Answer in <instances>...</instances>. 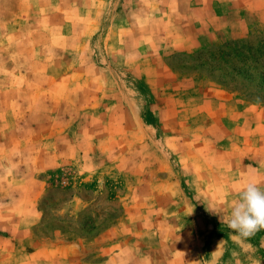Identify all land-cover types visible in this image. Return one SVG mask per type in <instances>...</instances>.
<instances>
[{
    "label": "rangeland",
    "instance_id": "obj_1",
    "mask_svg": "<svg viewBox=\"0 0 264 264\" xmlns=\"http://www.w3.org/2000/svg\"><path fill=\"white\" fill-rule=\"evenodd\" d=\"M162 1L186 19L187 1L214 7L217 0ZM139 5L156 17L155 6L138 0H0V264H264V229L236 239L224 222L246 182L264 188V92L255 91L264 86V49L250 79L240 66L233 89L192 62L208 46L168 53L175 37L160 35L159 54L181 88L194 84L186 91L194 102L217 93L235 108L218 105L212 116L225 119L206 124L211 109L202 106L193 126L179 114L172 129L152 106L112 110L105 83L143 91L135 97L153 103L135 70L111 63L135 43L122 18L137 27ZM259 29L236 41L259 46ZM111 40L118 46L108 51ZM209 124L215 144L199 137ZM224 140L227 154L250 159L236 169L248 164L253 173L241 171L237 190L226 183L194 191L185 150L217 155ZM224 160L214 166L230 181Z\"/></svg>",
    "mask_w": 264,
    "mask_h": 264
},
{
    "label": "crops",
    "instance_id": "obj_2",
    "mask_svg": "<svg viewBox=\"0 0 264 264\" xmlns=\"http://www.w3.org/2000/svg\"><path fill=\"white\" fill-rule=\"evenodd\" d=\"M138 1L155 6L156 17L147 18L148 8L141 9V5H139L138 16L140 17V21H138L137 27L133 25L131 21L129 22L127 18H122L128 25L130 24V30L135 33V43L132 46L133 49L130 43L129 47L123 45L118 51L119 55L117 59L113 57L114 60L111 59V63L115 65L117 62V64H122V66H127L135 70L145 90L153 94V103H149L148 105L141 104L140 98L137 97L144 96L143 91H141V93H139V91H117L118 87L115 89L114 85L105 83L104 88L106 91L104 92L108 95L111 94V100L109 99L106 101L107 107L115 111L119 110L133 114L134 112L142 110L143 106H152L149 110H155L159 113V120L162 118L161 114H165L163 120H167L166 123L171 129L173 125H175L174 122L177 117H179V114H185L187 119L190 120V124L193 126L195 123V114H203L204 108H202V106L207 107V105H210V107L206 109H211V116L213 109L218 105L222 104L220 107H223V110L235 108L233 105L225 104L224 102L221 103V99H225V97L217 93H214L211 99L209 97L205 98V102L202 100L201 103L194 102V97L186 93V91H192V89H194V84H191L190 88H181L178 81L180 76L175 75L171 68L165 63V59L159 54L160 48L162 47L161 42L163 41L159 37L160 35H170L171 37V34L175 37L172 43H170L172 46L168 50V53L191 51L200 46L210 47L227 41L246 39L248 33L258 26L260 28L259 30L264 32V0H217L214 7L205 4L204 1H192L191 3L187 1V9L185 10L186 19L182 12H178L177 14L171 13L168 9L169 7L165 6V1ZM86 12L87 11H84L81 14L84 15ZM173 16L176 17V20L172 24L169 21ZM144 18L145 21L143 20ZM183 18L184 21L180 24L179 22ZM112 32H114V30ZM123 41L127 40L123 39ZM115 46H118V40H111L106 43L108 51H111ZM144 48H148L147 53H144ZM107 79H109V77H107ZM212 90L223 91L220 88H212ZM180 91H183L181 95L179 94ZM127 92L133 95L132 99L129 100L126 98ZM167 99L169 103H166ZM157 100H159L160 103ZM223 115L224 113L221 112L219 115L211 117L210 113L207 112V115L203 114L202 122L205 121L206 124H208L210 122L207 121L210 119H216L217 121ZM132 119L135 120L134 116L131 120ZM222 119L225 118L222 117ZM125 126H129V123H125ZM214 132V128H210L209 124L207 128H203L202 134L199 137L206 139L210 144L213 142L215 144V141L211 138ZM192 140L194 139L192 138ZM186 142L190 143L191 140L187 139ZM191 144L193 143L191 142ZM215 147L219 150V154L217 155L212 153L203 155L195 151V149L187 148L183 157H181L194 166L192 172L189 173V185L194 191H205L209 188H212V191H219L226 183H229L233 190H237L240 184L238 177L241 176V171H245L247 175L253 173L248 164H241V170H239V166L236 169L235 165H238L240 161H245L246 157L236 158L235 154H227V152H229V147H227L226 140L220 142ZM222 152L225 154H222ZM232 156L235 157L236 160H234ZM221 159H225V162L232 164L231 173H227L230 181H223V173L214 166L216 163L215 160L219 161ZM246 161L249 162L250 159L246 158ZM234 169H236V171H234ZM255 175H259V173H255Z\"/></svg>",
    "mask_w": 264,
    "mask_h": 264
},
{
    "label": "trees",
    "instance_id": "obj_3",
    "mask_svg": "<svg viewBox=\"0 0 264 264\" xmlns=\"http://www.w3.org/2000/svg\"><path fill=\"white\" fill-rule=\"evenodd\" d=\"M242 41H227L225 43L211 46L202 50H198L191 56L192 62L194 61L200 69L207 70V76L215 79L221 85L233 87L230 81L235 76L241 75L240 66H244V73L246 78L250 79V74L255 70V63L258 58L260 59L261 50L264 49V40L259 43L260 45L253 49L249 47L240 46ZM256 49H259L256 51ZM259 51V52H258ZM241 73V74H240ZM260 81L264 80V75L260 76ZM233 89H237L233 87ZM255 91H263L264 86L258 87ZM264 98V93L261 95Z\"/></svg>",
    "mask_w": 264,
    "mask_h": 264
},
{
    "label": "clouds",
    "instance_id": "obj_4",
    "mask_svg": "<svg viewBox=\"0 0 264 264\" xmlns=\"http://www.w3.org/2000/svg\"><path fill=\"white\" fill-rule=\"evenodd\" d=\"M224 222L236 234V239L249 238L264 229V188L256 182H246Z\"/></svg>",
    "mask_w": 264,
    "mask_h": 264
}]
</instances>
